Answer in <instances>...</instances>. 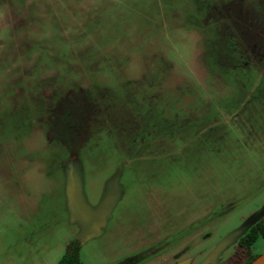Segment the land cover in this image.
Here are the masks:
<instances>
[{
  "label": "rangeland",
  "instance_id": "rangeland-1",
  "mask_svg": "<svg viewBox=\"0 0 264 264\" xmlns=\"http://www.w3.org/2000/svg\"><path fill=\"white\" fill-rule=\"evenodd\" d=\"M260 221L264 0H0V264H242Z\"/></svg>",
  "mask_w": 264,
  "mask_h": 264
},
{
  "label": "trees",
  "instance_id": "trees-1",
  "mask_svg": "<svg viewBox=\"0 0 264 264\" xmlns=\"http://www.w3.org/2000/svg\"><path fill=\"white\" fill-rule=\"evenodd\" d=\"M261 238L264 242V222L260 221L250 228L248 233L240 240L238 247L246 255L242 264H250L259 255L252 253V248L257 240ZM58 264H82L80 260V244L77 240L68 244L66 253L60 259Z\"/></svg>",
  "mask_w": 264,
  "mask_h": 264
},
{
  "label": "water",
  "instance_id": "water-1",
  "mask_svg": "<svg viewBox=\"0 0 264 264\" xmlns=\"http://www.w3.org/2000/svg\"><path fill=\"white\" fill-rule=\"evenodd\" d=\"M250 264H264V253L259 255L253 262Z\"/></svg>",
  "mask_w": 264,
  "mask_h": 264
}]
</instances>
